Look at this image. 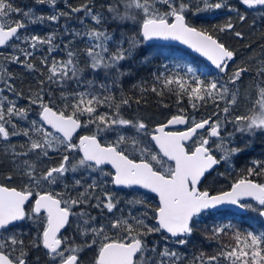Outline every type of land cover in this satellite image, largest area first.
Instances as JSON below:
<instances>
[{"label":"snow or ice","instance_id":"6c2138e0","mask_svg":"<svg viewBox=\"0 0 264 264\" xmlns=\"http://www.w3.org/2000/svg\"><path fill=\"white\" fill-rule=\"evenodd\" d=\"M238 2L247 9H264V0ZM37 3L55 7L57 0H37ZM223 7L236 11L241 22L246 19L225 0H198L193 14ZM102 8L103 12H96L84 4L71 11L84 12L95 25L110 19L117 26H131V34L122 32L119 40L115 32L100 27L82 34L88 40L84 52L87 68L103 71L105 75L112 73L114 87L124 75L121 63L150 41L186 45L220 74L226 73L229 62L234 61V52L218 37L188 22L192 0H107ZM67 15L60 12L47 20L58 23L61 16ZM44 19L33 11L15 7L11 0H0V56H3L0 141L10 143L15 136L26 138L21 146L24 151L18 152L12 146L13 156L21 160L17 167L23 183L19 187L0 183V264H29L24 240L16 230L23 221L37 225L33 246L46 250L50 264H82L85 249L95 252L92 264H178L177 252L167 246L161 250L156 243L150 246L148 237L167 234L163 236L165 241L176 238L175 243L184 245L187 243L184 237L193 232L194 218L221 205L251 209L264 218V183L252 178L264 175L262 162L254 161L253 167L228 190L213 194L200 187L206 174L228 164L242 151L233 142L237 133L252 137L264 134V60L259 61L255 76L256 98H249V111L241 115H232L239 95V90L233 88L249 71L247 67L233 69L226 82L210 78L209 72L191 65L172 71L166 67L157 74L159 87L154 85L152 92L175 94L177 103L186 96L193 108L211 100L218 111L213 113L215 119L193 118L191 122L185 115H173L166 123L150 129L142 119L123 115L128 99L121 96L117 101L107 84L96 86L93 80L84 81L85 69L67 45V59L57 60L52 55L58 50L55 33L41 38L22 31L29 24L43 23ZM233 28L229 21L219 31ZM42 46L46 47L47 55L40 63L48 73L47 79L41 80L38 91L27 97L38 112L36 118L17 131L19 121L28 120L31 109L18 107L14 99L4 95L8 91L13 96H23L15 90L8 65L19 64L36 71L29 61ZM6 50L8 54L3 55ZM71 81L78 84L84 81V89L66 92L64 85ZM50 84L60 86L59 97L51 88L45 91ZM102 108L106 110L101 111ZM228 124L232 125V132L227 131ZM178 125L186 127L172 130ZM108 134H114L115 139L106 140ZM53 155L59 157L58 162L46 164ZM70 173L74 177L71 187L67 183ZM78 173L83 175L77 177ZM7 180L11 182L12 177ZM125 189L155 194L158 203L150 207L142 195H135L126 201L130 210L125 213L119 207L121 201L117 195V191ZM137 205L145 210L137 214ZM89 209L99 210L100 216L91 215ZM73 218L80 243L76 242L75 234L72 237L63 234ZM153 220L155 223L150 222ZM229 227L214 228L213 237L219 238ZM232 239L234 243L222 244L216 255L205 259L201 254L196 258L199 264H220L221 260L226 264H264V230H236Z\"/></svg>","mask_w":264,"mask_h":264},{"label":"trees","instance_id":"16d2710c","mask_svg":"<svg viewBox=\"0 0 264 264\" xmlns=\"http://www.w3.org/2000/svg\"><path fill=\"white\" fill-rule=\"evenodd\" d=\"M11 2L17 8L24 11H33L37 16L42 15L45 17L43 23L29 24L25 30H22L23 32L29 35L35 34L41 38L55 33L54 43L58 46V50L52 53V55L57 60L67 59V49L65 48V45H67L77 54L80 66L85 69L83 72L84 81L93 80L96 86L107 84L112 89L111 94L117 98V101L121 96L129 100V105L124 106L123 109V115L126 118H130L131 116L135 118L137 112L152 118L154 123L165 122L173 115L214 117L213 113L217 112L218 109L211 100L198 105L197 108H193L186 96L182 98L180 103H177V96L175 94L165 91L163 95H158L151 91L154 85L159 87L156 83V76L158 73L164 72L166 67L169 71H172L179 70L186 65H191L197 67L201 72H209L210 78H219L224 82L231 76L233 69L247 67L249 71L242 76L233 89L234 91L239 90L238 97L243 104H245L244 92L251 90L257 93L255 76L259 61L264 60V9L250 10L241 5L238 0H225L227 5L238 9L239 13L246 17L241 22L237 12L231 11L229 7L193 14L198 0H192L193 10L187 15L188 22L198 29L207 30L212 33L234 52V61L229 62L226 73H217L214 68L206 66L201 59L185 49L173 45L146 42L137 48L131 58L121 63L120 68L124 72V75L120 77L114 87L112 84V73L105 75L103 71L93 72L87 68L88 61L84 52L88 47V40L82 34L87 29L100 27L109 33L115 32L116 39L119 40L122 32L126 35L131 34V26H117L110 19L102 21L101 25H95L84 12L71 11L73 8L88 4L96 12H103L102 5H105L107 0H57L55 7H52L49 3H37V0H11ZM60 12L68 13V15L61 16L58 23H51L47 20L48 16ZM16 18L19 19L20 17ZM229 21L234 25L233 30L220 32L219 28ZM77 32L81 33V35H74ZM236 32H240L242 35L237 37L235 35ZM228 36L231 38H227ZM7 54L8 51L6 50L3 55ZM45 55H47L46 47L42 46L41 50L35 51L34 56L29 61L35 65L36 71H30L25 66L19 64L8 65V71L14 76L12 83L15 90L16 92H22L23 96H13L8 91H5L4 95L9 96L10 99H14L18 107L31 109L28 120L19 121L17 131H21L31 119L36 118L38 109L36 106L29 104L27 97L30 93L38 91V84L41 80L47 79L48 73L40 63L41 58ZM2 60L3 56H0V61ZM84 81H81L79 84L76 81H71L64 85V90L66 92L83 90L85 87ZM0 87H3V85H0ZM48 88H51L52 92L59 97V85H47L45 91ZM245 105L250 106V102ZM223 106V102H220V108H223ZM100 110L105 111L106 109L102 108ZM244 113L243 109L237 111V115ZM221 118H223V113H221ZM256 135L254 137L251 136L252 139L248 140L249 143H246L248 145H237L242 151L238 155L233 156L228 164H221L211 171L210 174H206L200 184L201 189H207L212 193L225 191L230 188L236 179L245 175L248 168L253 167L254 161L264 163V134L261 138H255ZM105 139L111 140L114 137L108 134ZM25 140L26 138L23 136H15L11 138L10 145L4 148L0 147V169L2 170L0 171L2 174L0 177L2 181H4L3 173L7 176L10 175L7 172L10 163H21L20 159L13 156L12 146H15L18 152L24 151L25 149L21 146L25 144ZM1 143L2 141H0ZM50 160L45 161V163L51 165ZM76 175L78 177L83 175V173ZM73 178V174H68L70 181H73ZM252 178L257 180V182L264 183V175ZM19 179L17 181H23L22 176ZM109 187L111 188V186ZM112 190L114 191V189ZM117 195L121 201L119 207L125 213L130 210V206L127 205L126 201L135 195H142L146 204L150 207H155L158 203L154 195H144L142 191L134 193L130 190H123L122 193L117 191ZM136 209L137 214L145 210L139 205L136 206ZM89 211L93 216H100V212L97 209H89ZM150 222L155 223L154 220ZM229 225L231 227L227 228L225 234H222L219 238L213 237L214 228ZM236 230L241 232L247 230L261 231L264 230V221L256 211L251 209H247L246 214L234 213L230 210L206 211L199 217L194 218L192 234L184 237L187 240L186 244H177L175 243L176 238L171 237L165 241L163 236L167 234H153L148 237V242L150 246L153 243L158 244L161 250L167 246L170 250L177 252L180 257L178 264H199L196 258L200 257L201 254L206 259L209 256L216 255L220 251L222 244L234 243L232 233ZM74 234L76 242L80 243L81 238L76 234V228L71 233L72 236ZM94 254V250L85 249L81 255L82 261L92 263ZM220 264H226V262L221 260Z\"/></svg>","mask_w":264,"mask_h":264},{"label":"flooded vegetation","instance_id":"af4514ba","mask_svg":"<svg viewBox=\"0 0 264 264\" xmlns=\"http://www.w3.org/2000/svg\"><path fill=\"white\" fill-rule=\"evenodd\" d=\"M227 38L230 39L231 37L228 36ZM188 118H189V121L191 122V120L193 118L195 120L199 121V120L206 119V118H209V117L194 115V116H190ZM213 119H215V118L213 117ZM157 124H160V123H155L154 125H152L149 128L152 129ZM185 127H183V128H175V129H172V130H184ZM227 131L228 132H232L233 131L232 127L231 126L230 127L227 126ZM204 134H206V133H204ZM247 137H248V135H247ZM248 140H250V139H248V138L243 139L241 142L235 143V145L236 146L237 145H242V144L245 145L246 143H249ZM3 143H6V142H3ZM246 145H248V144H246ZM58 160H59V157H57V156L55 157V155H53L51 157V160H50L51 161V165L57 163ZM0 171H2V170L0 169ZM7 172H9V174H10L9 176L12 177L11 182H9L7 180V177H9V176H7V175H5V173H3V175H4L3 180L4 181H2V178L0 177V183H10L11 186H17V187H19L23 183V181H17V180H20V179L19 178H15L14 175H12L10 171H7ZM0 175H2V174L0 173ZM67 183L71 187L72 181H70V179H67ZM56 190L60 191V190H62V188H56ZM125 190H127V189H125ZM114 191H116V190L114 189ZM122 191L123 190H120L118 192L122 193ZM248 202L249 203H253L251 201H248ZM74 228H76L75 218H73V223L66 228V230L64 231L63 234L65 236L72 237L71 233L73 232ZM16 230H17L18 233L21 234V238L24 240V243H25V246H26L25 250L28 253V262H29V264H50L49 257L46 255V250H44L42 248V246L39 247V248L33 246V242H34L36 236L38 235L37 225L33 224L31 221H23V222L19 223V225L17 226ZM81 260H82V258H81Z\"/></svg>","mask_w":264,"mask_h":264},{"label":"rangeland","instance_id":"374dc122","mask_svg":"<svg viewBox=\"0 0 264 264\" xmlns=\"http://www.w3.org/2000/svg\"><path fill=\"white\" fill-rule=\"evenodd\" d=\"M233 91H234V89H233ZM249 98H251L252 100H254L255 98H256V92H254V91H251V90H249L248 92H244V99H245V104H247L248 102H250V99ZM245 104H243L242 103V101H240V99H239V97H238V102H237V104L235 105V107L232 109V114H235V115H237V111H241L242 109L245 111V113L244 114H246L248 111H249V108H250V106L248 105V106H246ZM38 109V108H37ZM136 116H135V118L134 117H130V118H134V119H142L149 127H151L152 125H154L155 123H154V120H152V118H150V117H148V116H145V115H143L142 113H140V112H137L136 114H135ZM128 118V117H127ZM222 120H223V118H221ZM230 119H231V116H230ZM228 126L230 127H232V125L231 124H228ZM233 129V128H232ZM112 137H114V139H115V135L114 134H110ZM263 134H258V135H256V137L255 138H261V136H262ZM264 137V136H263ZM246 138H248V139H252V137L251 136H248L247 137V135L245 134H239V133H237L236 134V136H234V138H233V142H234V144L235 143H238V142H241L243 139H246ZM239 139H241V140H239ZM8 145H10V143L9 144H7V143H1L0 144V147L1 148H4V147H6V146H8ZM18 164H20L19 162H12V163H10L9 165H8V169H7V171H10L11 172V174L12 175H14V177L15 178H20L21 177V174H20V169L17 167V165ZM82 264H92V263H86L84 260L82 261Z\"/></svg>","mask_w":264,"mask_h":264},{"label":"water","instance_id":"95a60500","mask_svg":"<svg viewBox=\"0 0 264 264\" xmlns=\"http://www.w3.org/2000/svg\"><path fill=\"white\" fill-rule=\"evenodd\" d=\"M245 7V6H244ZM194 27V26H193ZM198 29V28H197ZM147 43H152V44H167V45H173V46H176V47H179V48H182V49H185L187 51H189L190 53L194 54L196 57L200 58L207 66L213 68L211 65H210V62H208L205 58L201 57L198 53H195L193 50L189 49L186 45H181L179 42H175V41H162V40H155V41H150V42H147ZM172 117V116H171ZM171 117H169L168 119H170ZM167 119V120H168ZM167 120L163 123H166ZM161 124V123H160ZM158 125V124H157ZM155 125V126H157ZM186 125H178V126H175L174 128L172 129H175V128H183L185 127ZM228 190V189H227ZM145 193V190H142ZM147 194H152V193H147ZM215 194V193H213ZM155 196V194H152ZM156 197V196H155ZM157 198V197H156ZM157 201H158V198H157ZM253 202V201H251ZM255 203V202H253ZM224 210H230L234 213H239V214H246L247 212V209H241L239 208L238 206H233V205H221V206H218L216 209H211V210H208V211H224ZM261 219L264 221V218L261 217Z\"/></svg>","mask_w":264,"mask_h":264}]
</instances>
